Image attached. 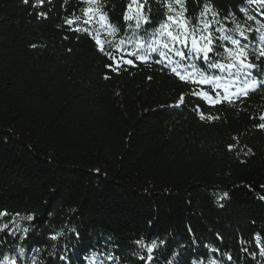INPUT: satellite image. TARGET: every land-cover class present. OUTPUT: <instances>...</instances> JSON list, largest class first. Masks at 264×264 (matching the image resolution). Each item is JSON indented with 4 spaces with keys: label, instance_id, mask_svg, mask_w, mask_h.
Masks as SVG:
<instances>
[{
    "label": "trees",
    "instance_id": "1",
    "mask_svg": "<svg viewBox=\"0 0 264 264\" xmlns=\"http://www.w3.org/2000/svg\"><path fill=\"white\" fill-rule=\"evenodd\" d=\"M130 3L0 0V226L8 225L0 264H264L260 0H139L151 22L140 35L169 16L182 28L207 22L216 37L225 34L218 28L245 32L250 44L236 51L257 65L256 85L229 78V99L214 105L193 96L203 86L181 81L158 53L119 73L106 67L96 21L106 14L118 29H100L102 41L127 39ZM205 4L213 11L202 16ZM133 50L105 44L117 59ZM139 240L155 241L150 261Z\"/></svg>",
    "mask_w": 264,
    "mask_h": 264
},
{
    "label": "snow or ice",
    "instance_id": "2",
    "mask_svg": "<svg viewBox=\"0 0 264 264\" xmlns=\"http://www.w3.org/2000/svg\"><path fill=\"white\" fill-rule=\"evenodd\" d=\"M28 3V0H24ZM89 3H94L95 0H88ZM182 0H177V3H181ZM38 3H43V0H38ZM261 11H264V0H260ZM133 5H137L135 15H125L124 20H135V28L132 34L127 37V39H119L118 41L104 40L99 38L100 29H103L110 36H115L118 29L115 26L106 25L104 21L106 20V14H102L96 23L99 24V29L96 30V35L92 37L98 50L106 55L111 63L106 65L110 71L119 73L121 70V65H134V62H143L148 59V55L151 53H158L159 60L158 63L169 68L173 74H175L181 81L188 83L198 82L199 85L203 86L198 91H193L192 95L202 99L208 105H214L216 103L222 102L223 99H229L228 84L222 83L229 78L235 80H243L245 86H255L256 79L251 77L252 69L256 68L257 65L254 63H247V56L241 58L239 53H243L244 48L248 47L250 42L244 31L239 30V28L230 30L231 32H238L239 37L244 39V44L241 43L240 38H236L233 35L227 34L229 30L226 29H216L217 32H224L225 34L218 37L213 36L209 31L210 24L207 22H201L196 25H192L190 28L185 22V26L182 28L179 23H177L172 16L167 17L162 23H159L158 27H155L152 31L149 28L143 29V35H140L136 30L141 29L144 24H148L151 27V22L148 18L141 14L140 8L143 7L139 4V0H132V3L128 5V9L131 11ZM93 9H86L85 12H92ZM212 8L205 4L204 11L201 13L204 16L208 12H212ZM240 11H244L243 8ZM213 15L215 13L213 12ZM248 19H253V16H249ZM171 22V23H169ZM69 24L74 23V21H68ZM85 23L90 24L92 20L85 21ZM264 27V25H261ZM131 27V25H129ZM85 32L89 30L87 28L82 29ZM261 41H264V34H261ZM225 42L230 43V45L235 47H229ZM105 44L108 48H115L117 50L121 49L125 44H131L133 46V51L129 54L131 58L125 59L124 53L121 52L119 59L114 57L111 52L105 51ZM34 47V46H33ZM264 58V51H261L256 60ZM200 62V63H197ZM178 68H183L184 72L177 71ZM213 70H219L220 73H226L227 76L217 75ZM251 77L249 80L248 78ZM110 77L105 76V79ZM230 82V81H229ZM208 88L209 90H205ZM223 88L225 91L224 97H221L217 89ZM214 92V94H213ZM246 95V92H238L236 98L239 95ZM231 102V101H229ZM184 104V95H180V99L177 101L174 107H179ZM198 107V106H197ZM201 119H216L218 117H206L203 113H200ZM259 119L264 121V115L260 116ZM257 127L264 129V122L257 125ZM235 139V138H234ZM234 147L229 146V149ZM228 194L224 193L223 197ZM221 197V198H223ZM264 199V197H261ZM31 221L33 219L32 215L23 217ZM8 228L7 224L0 226V230ZM28 229H24L27 233ZM75 232V228L71 230ZM14 234V233H13ZM58 235L62 236L63 232ZM54 236L52 239H56ZM141 248H146L148 255V260L152 259L151 252L157 246L155 241L150 245L145 244L143 240L137 241ZM23 253V249L20 250ZM37 252L39 249L36 250ZM112 257L109 256V259ZM144 259L143 256L139 257ZM61 260L65 259L60 257ZM231 259V257H229ZM4 264H15V259L9 260L7 257L4 260ZM211 264H216L212 261Z\"/></svg>",
    "mask_w": 264,
    "mask_h": 264
}]
</instances>
